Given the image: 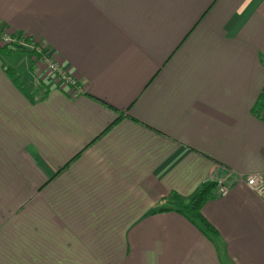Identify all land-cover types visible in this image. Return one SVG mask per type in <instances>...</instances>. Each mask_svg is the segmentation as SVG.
<instances>
[{
	"label": "crops",
	"instance_id": "obj_1",
	"mask_svg": "<svg viewBox=\"0 0 264 264\" xmlns=\"http://www.w3.org/2000/svg\"><path fill=\"white\" fill-rule=\"evenodd\" d=\"M2 32L83 91L0 53V264H264V0H0ZM218 179L213 233L175 210Z\"/></svg>",
	"mask_w": 264,
	"mask_h": 264
},
{
	"label": "built area",
	"instance_id": "obj_2",
	"mask_svg": "<svg viewBox=\"0 0 264 264\" xmlns=\"http://www.w3.org/2000/svg\"><path fill=\"white\" fill-rule=\"evenodd\" d=\"M17 46L28 50L34 56V60L39 61L47 75L52 79L55 78L66 92L73 98L82 94V88L78 83L66 72L56 57L42 46V44L28 37H19L6 32L0 33V48ZM245 187L259 197L264 196V173L248 174L242 177ZM225 179H218L217 188L220 196H225L229 187L226 186Z\"/></svg>",
	"mask_w": 264,
	"mask_h": 264
},
{
	"label": "trees",
	"instance_id": "obj_3",
	"mask_svg": "<svg viewBox=\"0 0 264 264\" xmlns=\"http://www.w3.org/2000/svg\"><path fill=\"white\" fill-rule=\"evenodd\" d=\"M8 47L0 48V53L3 52L5 49H8ZM11 47H15L16 51L22 50L31 53L30 51L17 46H11ZM13 50L14 49L8 51L11 52ZM262 99H263V93L259 95L254 106L252 107V113L256 118L264 122V103L262 102ZM116 121L117 119L113 123H115ZM216 188H217V183L214 182L205 183L204 185H202V187L196 192V194L191 198V200L187 204L181 205V207L177 208L175 212L181 214L193 225L199 226V224H201L208 231L216 233V230L203 218L200 212L201 207L212 197V193Z\"/></svg>",
	"mask_w": 264,
	"mask_h": 264
},
{
	"label": "rangeland",
	"instance_id": "obj_4",
	"mask_svg": "<svg viewBox=\"0 0 264 264\" xmlns=\"http://www.w3.org/2000/svg\"><path fill=\"white\" fill-rule=\"evenodd\" d=\"M10 34V33H9ZM2 53V52H1ZM3 57H4V59L5 58H7V56H6V54H3ZM62 66V65H61ZM63 67V66H62ZM66 70V69H65ZM66 72L68 73V71L66 70ZM69 74V73H68ZM76 82H78L77 81V79H76V77L74 76V75H71V74H69ZM52 79V78H51ZM53 81H54V83H56L57 84V82L55 81V78L54 79H52ZM226 186L228 187V185H227V183H226Z\"/></svg>",
	"mask_w": 264,
	"mask_h": 264
}]
</instances>
